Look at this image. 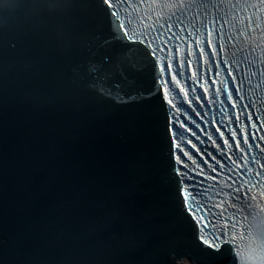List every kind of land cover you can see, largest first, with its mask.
I'll list each match as a JSON object with an SVG mask.
<instances>
[{"label":"water","instance_id":"95a60500","mask_svg":"<svg viewBox=\"0 0 264 264\" xmlns=\"http://www.w3.org/2000/svg\"><path fill=\"white\" fill-rule=\"evenodd\" d=\"M109 13L0 0V264H231L201 250L152 57Z\"/></svg>","mask_w":264,"mask_h":264},{"label":"snow or ice","instance_id":"6c2138e0","mask_svg":"<svg viewBox=\"0 0 264 264\" xmlns=\"http://www.w3.org/2000/svg\"><path fill=\"white\" fill-rule=\"evenodd\" d=\"M108 0H105V3H107ZM110 7L115 8L118 7V5H111ZM180 7V6H177ZM253 7H256L255 5ZM110 15L112 14L111 11L109 13ZM211 23L215 26L216 25V21L212 20ZM223 25H220V30H217L215 27L212 29V33L215 34L217 36V43L220 45V47H223V44L220 43L221 39L224 38V33L222 31ZM119 35V34H118ZM124 35L126 36V39L131 40L132 36L131 35H127V29H125ZM206 46H207V41H206ZM163 71V69H161ZM245 107H247V105H245ZM264 123V122H262ZM195 135V133H194ZM262 140H264V137H261ZM245 143L247 144L248 141L245 140ZM179 147V146H178ZM193 147L195 148L196 145H193ZM248 147L251 148L253 147L251 144H248ZM197 151H199V149H197ZM241 152H244V149L241 148L240 149ZM261 153L264 154V148H261ZM184 155H188L189 159H192V157L188 154V153H184ZM177 159H179V157H177ZM253 159H255V157H253ZM193 164L196 163L195 160L192 161ZM181 163H183V161H181ZM257 163H259V161H257ZM249 164L248 161L244 162V167H247ZM261 167L264 168V164H261ZM229 187H231V185H228ZM185 191L187 192V189H185ZM237 192L240 191L239 188L236 189ZM190 195V194H189ZM239 199V197H238ZM219 206V205H217ZM233 207H235V205H232ZM249 207H251V204L248 205ZM238 224L236 222H233L231 224V227L229 229V239L227 241V243L229 245H231V243L233 242L231 237L232 235H234L235 231L237 230ZM224 230L220 229V233H222ZM247 237V240L245 241V245H246V249L247 252H251L253 249L257 248V246L259 247V249L261 251H264V218H261L259 220H257V218L255 217V215L253 214V222L249 223L248 225L245 226V234ZM210 239H212L213 241H216L219 239V235L217 233V231H212L210 234ZM197 240L201 239V235H200V230H197ZM205 244H208V240L204 241ZM225 243L224 240H220L219 243H213V245L211 247L205 248L203 246H201V250L202 252L205 254V256L211 258V257H217L222 255L221 252L219 251H213L212 248L215 249H219L220 248V244ZM186 254H180L177 252H173L171 254V258L175 264V262L178 259H183V256ZM251 257L246 255V254H242L241 255V264H248V261H250Z\"/></svg>","mask_w":264,"mask_h":264},{"label":"bare ground","instance_id":"6f19581e","mask_svg":"<svg viewBox=\"0 0 264 264\" xmlns=\"http://www.w3.org/2000/svg\"><path fill=\"white\" fill-rule=\"evenodd\" d=\"M184 262L186 263V264H193V262L191 261V260H184Z\"/></svg>","mask_w":264,"mask_h":264}]
</instances>
